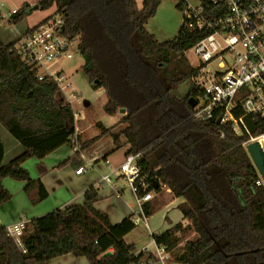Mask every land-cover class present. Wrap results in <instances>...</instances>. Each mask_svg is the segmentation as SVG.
I'll list each match as a JSON object with an SVG mask.
<instances>
[{
    "label": "trees",
    "instance_id": "obj_1",
    "mask_svg": "<svg viewBox=\"0 0 264 264\" xmlns=\"http://www.w3.org/2000/svg\"><path fill=\"white\" fill-rule=\"evenodd\" d=\"M160 0H39V10L63 20V34L78 39L84 63L80 71L93 90L102 89L108 116L121 113L110 133L115 148L119 139L126 154H139L138 166L146 176L148 191L168 189L186 226L176 223L152 239L171 252L178 264H264V186H257V172L245 150L250 138L264 134V122L242 117L248 134L237 133L217 117L197 122L191 118L190 98L199 95L191 79L196 71L185 53L202 37L182 33L158 42L147 32ZM182 3L177 7L181 10ZM30 7L14 14L21 21ZM10 75L0 80V125L25 152L0 166V205L11 196L1 185L4 178L25 182V193L35 187L32 204L47 193L39 180H31L21 165L29 158L41 160L75 134L71 106L56 99L57 85L26 66L15 43L3 49ZM100 135L79 144L91 146ZM76 151L75 153H77ZM3 147L0 142V163ZM42 172L41 167L38 168ZM140 195V194H139ZM97 191L89 188L78 205L65 207L26 223L19 248L0 227V264H46L70 254L87 264H135L142 254L125 236L135 228L130 217L111 224L93 208ZM145 211L147 216L150 212ZM193 239L179 249L180 235ZM110 252V256L103 255Z\"/></svg>",
    "mask_w": 264,
    "mask_h": 264
},
{
    "label": "built area",
    "instance_id": "obj_2",
    "mask_svg": "<svg viewBox=\"0 0 264 264\" xmlns=\"http://www.w3.org/2000/svg\"><path fill=\"white\" fill-rule=\"evenodd\" d=\"M16 12L13 9L10 14ZM180 12L179 31L202 34L191 48L197 57L196 73L191 81L199 92L191 118L205 122L217 117L219 123H230L237 133L248 134L243 116L264 122V0H198L196 4L184 1ZM15 50L22 62L35 71L38 80L46 77L57 85V94L65 101L64 93L69 84L66 68L60 64L81 56L78 39L63 34L62 18L50 15L19 37ZM214 62L223 71L210 72L206 65ZM237 108L242 110L243 116L234 118L232 112ZM263 138L264 134L250 138L247 143H260ZM78 147L75 150L78 151ZM138 160L139 154H126L116 173L136 195L138 211L131 215V222L148 229L143 206L153 200L154 193L147 190L146 176L141 174ZM82 172L84 168L80 167L75 174ZM101 179L105 183L111 181L109 175ZM255 184L263 185L260 180ZM25 225L26 222L19 219L4 228L19 248ZM138 253L142 257L135 264H170L169 252L153 239Z\"/></svg>",
    "mask_w": 264,
    "mask_h": 264
},
{
    "label": "crops",
    "instance_id": "obj_3",
    "mask_svg": "<svg viewBox=\"0 0 264 264\" xmlns=\"http://www.w3.org/2000/svg\"><path fill=\"white\" fill-rule=\"evenodd\" d=\"M38 1L34 0V2L30 3L28 0H0V80L10 75V68L3 49L10 44H14L19 37L43 22L53 13V8H50L52 11L46 15L45 13L50 9L43 11L39 9L33 10ZM23 4L29 5V13L21 21L13 23L14 15H11L10 11L13 9L19 11ZM78 70L80 69L75 71H71L70 68L65 69L69 87L64 93V102L69 104L74 112L75 134L73 138L69 143L64 144L41 160L32 157L21 165L31 180H39L47 193V197L41 202L32 204L31 200L35 199L37 195L35 187H31L27 195L24 190L25 182L4 178L1 181V185L10 194L11 198L0 205V227L5 228L13 225L19 219H23L27 223L50 212L63 210L67 206L81 204L84 192L89 188H94L97 191V198L93 208L105 214L111 224H117L138 211L136 195L116 173L117 167L126 155L128 146L119 139V147L115 148L109 136L110 133H116L115 130L119 129L115 125L120 118L121 112L115 116H108L104 113L106 120L102 122L90 115H83L81 107L77 110L74 103L80 99L75 79V76L78 75ZM82 76L89 86L85 76ZM70 95H73V97H70ZM97 97H104L103 107L106 97L102 89H97L96 94H91L89 102L87 101L85 104L86 107L84 105L85 109L91 107ZM61 98L62 96L57 94L56 99L59 100ZM86 117L88 121L84 123ZM103 129H110V133L101 135ZM98 135H100V138L95 143L75 153L77 151L75 148L79 144ZM0 142L3 147L0 166L6 165L9 161L25 152L23 146L12 138L1 125ZM111 151L112 153L110 154ZM114 155H117L116 159H112ZM39 166L42 169L41 173L38 170ZM80 167L84 168V172L79 175L75 174V171ZM105 175H109L110 183L102 181L101 178ZM258 179L261 181L259 175ZM181 202V198L172 197L168 189L163 188L159 193L154 194L152 201L143 206L144 210L150 212V215L147 216L148 229L143 227L150 235V241L154 234L169 229L173 224L180 223L183 227L188 224L177 209V205ZM158 215H160L159 220L154 222V225H150V219H155V216ZM136 241L137 243H127L134 246V254L150 243L149 241L143 244L138 239ZM179 246L183 245L179 244ZM179 246L178 248L180 249L181 247ZM169 256L172 259L171 252H169ZM46 264L87 263L83 257H74L67 254L54 258ZM170 264L178 263L171 260Z\"/></svg>",
    "mask_w": 264,
    "mask_h": 264
},
{
    "label": "rangeland",
    "instance_id": "obj_4",
    "mask_svg": "<svg viewBox=\"0 0 264 264\" xmlns=\"http://www.w3.org/2000/svg\"><path fill=\"white\" fill-rule=\"evenodd\" d=\"M28 1L30 3L34 2V0H28ZM141 1L142 0H136V4L138 8L141 7ZM184 1H188L191 4H196L198 0H160V4L157 8L155 15L151 19H149L147 24L145 25V29L147 30V32H149L156 41L158 42L170 41L178 34V31L181 25V12H180V9L177 7V3L178 2L182 3ZM51 11L52 9L47 11L45 15L47 13H50ZM185 57L192 68H194L197 65V57L194 55V52L191 49L185 53ZM83 63H84V60L82 57L75 56L69 62L68 61L62 62L60 66L64 65L66 68H70L71 71H75L76 69H80L79 67H81ZM206 67L210 72L223 71V69H219L217 67L216 62L209 63L206 65ZM80 72H81L80 70L77 71L78 75L74 73V75H76L75 76L76 84H77L78 92L80 94V99L78 100V102L74 103V106L77 110H79V108L81 107L80 109H82L83 115H86V116L90 115L93 118L104 122L106 120L104 116L105 114L102 110V104L104 102V97L95 98V101L93 102L92 106L85 109L86 107L85 104L87 103V101L89 102V98L91 94H96V90L91 89L87 85L86 80L82 76L83 74ZM87 121L88 119L86 117L84 120V123H86ZM117 131L118 129L115 130V132ZM86 132H89V131H86ZM120 140L123 141L122 138H120ZM111 153L112 151L110 152V154ZM116 157L117 155L116 156L114 155L112 159H116ZM159 218H160V215L155 216V219L151 218L149 221V224L154 225L155 224L154 222L158 221ZM193 237L194 236L191 232H187L184 235H180V240H181L180 245H183L186 241L193 239ZM137 239L139 240V242L143 244L148 243L151 239L150 235L141 225L135 226L133 231L130 232L128 236L125 237L126 243H129V242L137 243L136 241ZM179 247H182V246H179ZM171 260L172 259L170 258L169 263Z\"/></svg>",
    "mask_w": 264,
    "mask_h": 264
},
{
    "label": "water",
    "instance_id": "obj_5",
    "mask_svg": "<svg viewBox=\"0 0 264 264\" xmlns=\"http://www.w3.org/2000/svg\"><path fill=\"white\" fill-rule=\"evenodd\" d=\"M37 6L33 7V10H36ZM189 106L192 108H194L196 101L193 98H190L188 100ZM121 113H123L124 111L121 110ZM245 150L257 172V174L259 175L261 181L263 182V186H264V149L261 147L260 143L257 141H253L248 143L245 146ZM111 253H105L103 255V257L105 256H110Z\"/></svg>",
    "mask_w": 264,
    "mask_h": 264
},
{
    "label": "bare ground",
    "instance_id": "obj_6",
    "mask_svg": "<svg viewBox=\"0 0 264 264\" xmlns=\"http://www.w3.org/2000/svg\"><path fill=\"white\" fill-rule=\"evenodd\" d=\"M260 145L264 149V138L260 140Z\"/></svg>",
    "mask_w": 264,
    "mask_h": 264
}]
</instances>
